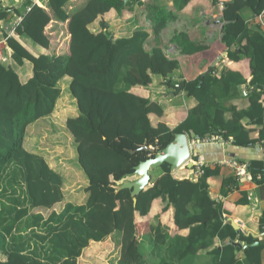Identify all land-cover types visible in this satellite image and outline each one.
<instances>
[{
  "label": "trees",
  "instance_id": "1",
  "mask_svg": "<svg viewBox=\"0 0 264 264\" xmlns=\"http://www.w3.org/2000/svg\"><path fill=\"white\" fill-rule=\"evenodd\" d=\"M70 1L0 0V264H79L90 244L110 239L118 251L115 264H196L204 252L211 264L257 263L264 246H251L256 240L238 234L225 220L222 203L210 196L214 171L206 165L190 179L195 166L171 173L162 164L150 171L160 175L150 176L136 203L130 191L117 187L149 158L141 147L162 150L176 134L194 133L199 140L219 135L248 148L254 142L246 126L253 125L264 147V35L238 17L242 5L260 14L264 0L227 2L217 40L224 52L218 57L248 60L250 78L227 66L217 77L219 63L211 73L210 66L183 79L177 88L168 78L180 70V59L207 53L210 44L175 31L174 54L162 33L184 16H194L189 10L198 0H168L170 8L157 0H84L68 10ZM139 10L147 13L142 22ZM126 13H134L137 23L115 37L107 18L123 20ZM14 17L10 33L3 25ZM53 20L67 25L65 53H50L45 30ZM153 77L167 79L176 91L183 84L194 102L174 127L163 122L168 110L160 95H152ZM244 84L249 105L237 110L230 102L242 95ZM59 107L73 108L74 114L64 120V132L56 133L50 121L58 120ZM49 127L55 132L51 137L71 142L74 157L67 169L53 168L47 156L25 145L31 132ZM124 127L132 145L116 147L114 138L122 137ZM247 169L264 183V159L247 162ZM82 180L80 191L70 189ZM221 186L226 194L239 183L229 176ZM237 237L247 245L242 261L231 243L213 246L215 239Z\"/></svg>",
  "mask_w": 264,
  "mask_h": 264
},
{
  "label": "crops",
  "instance_id": "2",
  "mask_svg": "<svg viewBox=\"0 0 264 264\" xmlns=\"http://www.w3.org/2000/svg\"><path fill=\"white\" fill-rule=\"evenodd\" d=\"M36 1L40 3L41 0ZM144 1L147 2L148 0ZM166 1L168 0H157V3H165ZM230 1L231 0H198L197 2H199V4L197 3V6L195 8L189 10V13L194 14V16H184L181 21L170 24L167 29L163 31L162 38L170 53L175 54V52L177 51V47L173 43V36L175 31H188L189 34L193 36L192 38L194 40L210 44V51L204 53L205 55H207L206 57H204L205 55L201 53L194 57H185L180 59V70L174 72V74L172 75L175 78H168V80L172 83L171 86L180 84L185 78H192L195 75H199L207 71V69L213 63V60L224 53L222 50H220V45L217 44V40L220 39L222 27L225 23L223 19V8H220V6L223 4L224 7V5L227 2L229 3ZM12 2L15 3V7L17 8L21 5L18 1ZM82 2H84V0H71L67 5V9H75ZM153 3L156 4L155 1H153ZM165 5L166 6L164 7L170 8L171 2L169 4L165 3ZM242 6L243 7H241L239 10L238 17L243 21V23L250 25L252 29L253 27H258L264 32V27H261L258 23L257 18L259 14L255 13L256 11H253L251 7H245L244 5ZM137 12L142 13V20L140 21H144L147 14H145L146 11L142 12L141 10H139ZM128 15L132 18H135L134 13H128L127 17ZM117 21L123 22L122 20ZM58 22L59 21L53 20L51 23ZM132 23H137L136 18L135 22L133 21ZM118 27L120 29H125L122 25H118ZM167 33L169 36L166 38L165 35ZM0 42H2L1 38ZM219 63V69L215 73L217 77L220 75L219 73L223 69V67L226 68L227 66L240 71L244 78H250V66L248 60L246 59H243L240 62H231L228 59H224L223 57ZM155 78L157 77H153V80ZM153 80L152 82H154ZM155 81L156 83H153V86H156L155 88L151 86L152 84L150 85V90L154 92L152 95L155 97L157 95H160L159 102L164 106L165 109L168 110L167 116L163 119V122H165V119L167 121L173 118L174 121L180 119L175 124H169V122H165L170 127H174L186 118L188 110L194 107V102L189 97H187L182 90L176 91L173 87L165 84L167 82V79L163 80L161 78H158V80ZM248 88L249 86L247 84L239 86V90L241 91V93ZM166 93L169 97H167ZM230 104L235 106L237 110L247 109L249 105L247 98H245L243 95L238 96V98L231 101ZM246 127L250 129V140L254 142V145L252 147L242 148L239 146H235L231 142L224 144L204 143L199 139H195L193 142H190L189 146L190 149L192 146V151L194 153H197L204 160L205 165L212 171H214V176L211 179V187L209 189V193L212 198L222 203L224 212L226 214L225 220L231 219L233 222L240 224L239 227L243 231V233L236 231L234 228L233 229L238 234H243L245 237H249L245 234L252 233L254 235H258L264 232L262 231V229L264 228V183H258L257 180L260 177H257L256 180H254L252 177L250 181L241 182L234 176L232 170L222 164V162H224L226 159H234L236 161L246 163L251 160L264 159V154L261 152V148L258 145V128L253 125ZM158 175L160 174L158 173ZM229 176H233L235 179H237L239 187L234 189L232 192H227L226 194H224L221 191V184L224 179ZM156 212L157 210H155L153 205L152 214H155ZM143 223L146 224V222ZM171 225L172 224H170V226ZM262 239L263 238H260L259 240ZM255 240V242L258 241V239ZM225 243H231V245L232 243H239L242 246V249L235 247L237 249L236 258L240 261L245 259V255L243 253L244 249L247 248L245 242L238 240V237L232 242L229 239L224 242L215 239L213 246L222 247ZM211 262L212 261L209 253L204 252L201 255H198V262L196 264H211ZM249 264H264V247L260 253L258 262Z\"/></svg>",
  "mask_w": 264,
  "mask_h": 264
},
{
  "label": "rangeland",
  "instance_id": "3",
  "mask_svg": "<svg viewBox=\"0 0 264 264\" xmlns=\"http://www.w3.org/2000/svg\"><path fill=\"white\" fill-rule=\"evenodd\" d=\"M9 4H12L15 6V3L10 2ZM110 17V18H109ZM107 19L109 21L108 25L110 30L114 33L119 34H124L125 31L126 32H130V26L133 24L132 22H135V18H132L131 16L127 14L125 15V17L123 18V22H118L117 20H119V17H115V20L112 21V16H109ZM15 17L14 19H12L10 21L11 24H4L3 27L9 31L11 28V25H13L12 23L15 22ZM118 25H122L124 31L118 32L119 31V27ZM11 33V30H10ZM46 35L48 36L49 40H50V53H55V54H61V53H65L67 52L68 49V34H67V25L66 24H62V23H51L48 25V27L45 30ZM169 35L168 33L165 35V37L167 38ZM112 37V36H111ZM116 37V35H115ZM118 37V36H117ZM3 41V39H1ZM1 57V54H0ZM219 64V63H218ZM217 64V65H218ZM216 67V66H215ZM210 69V68H209ZM208 69V70H209ZM214 69V68H213ZM212 69V71H213ZM211 71V72H212ZM210 72V73H211ZM207 73H209L207 71ZM173 78H175L174 76H171ZM170 77V78H171ZM159 77L155 78L152 82L156 83L155 80H158ZM169 78V79H170ZM154 88L156 87L155 85L153 86ZM167 89V88H166ZM167 92V91H166ZM59 114V115H58ZM74 114V110L73 108H58V112L55 113V118L58 120L55 121H50V124H54V126H56V133H58L59 131H63V124H64V120L73 115ZM57 115L59 117H57ZM152 119V121L154 122V117H150ZM180 120V119H179ZM179 120L174 121L173 119H169L168 121L165 119V122H169V124H175L177 123ZM59 128V129H58ZM37 132H34L30 135H28L29 137L26 138L25 140V145L27 148L43 154L44 156L48 157V161L49 164L53 167V168H57V167H61L62 170H64L65 168L67 169L69 167V165L73 162V151L71 148V142H69V138L67 139V137H62L63 140L59 141L57 139V137H51L55 132H53V128H37ZM122 132V137H115L114 138V146L116 147H125V146H131L132 143L127 141V138H125L124 134L127 132V128L124 127V129L120 130ZM51 132H53V134L51 135ZM57 136V135H54ZM63 136V135H62ZM198 139V138H197ZM195 140V139H194ZM191 140V141H194ZM189 141V143L191 142ZM191 162V161H190ZM158 171H154L152 175H158ZM151 173L150 176L152 177ZM135 180L134 177H129L126 181H133ZM85 182L82 180V182L78 183L75 186H72L70 189L72 190H77L80 188L84 187ZM120 185V184H118ZM61 208V206H59ZM155 210H157V207H155ZM116 257H118V251L117 249L114 247V244L112 242V240H106L100 244H90L88 249H86L84 251L83 256L80 258L79 260V264H115L116 261Z\"/></svg>",
  "mask_w": 264,
  "mask_h": 264
},
{
  "label": "water",
  "instance_id": "4",
  "mask_svg": "<svg viewBox=\"0 0 264 264\" xmlns=\"http://www.w3.org/2000/svg\"><path fill=\"white\" fill-rule=\"evenodd\" d=\"M127 1V0H125ZM253 30L258 32L261 35H264L262 29L258 27H253ZM110 40L113 37L109 38ZM222 57H218L213 64L211 65L208 72L210 73L212 69L221 61ZM183 90V84H181L179 91ZM197 139L194 133L189 135L187 134H176L172 142H170L162 150H154L150 146L144 145L139 150L144 151L149 154V158L140 161L137 166L134 167L133 174L130 177H134L133 181H126L117 187V191L128 190L133 199V202L136 203V197L145 189L150 183V171L155 170L162 166V164H167L169 166L170 172L174 173L177 169L182 166H187V168H192V162H190V146L189 141ZM130 154H135V150H128ZM192 179V175H190ZM227 220V219H226ZM230 222L232 228L236 231L243 233L240 229V224L233 222L231 219L227 220ZM246 236H251L252 238L258 239L257 242L253 243L252 246L264 245V232L258 235L252 233H246ZM263 238L262 240H259ZM236 248L242 249V246L239 243H232Z\"/></svg>",
  "mask_w": 264,
  "mask_h": 264
},
{
  "label": "built area",
  "instance_id": "5",
  "mask_svg": "<svg viewBox=\"0 0 264 264\" xmlns=\"http://www.w3.org/2000/svg\"><path fill=\"white\" fill-rule=\"evenodd\" d=\"M220 8H223V4L220 6ZM258 23L261 27H264V9L261 11V13L258 15ZM20 19L17 17V21ZM178 87L177 85L175 86ZM242 95H247V90L242 91ZM204 143H229L231 140L225 141L223 138L219 135L216 136H210L205 139H201ZM193 142V141H191ZM198 143V142H197ZM261 148V147H260ZM191 156L190 161L192 162V167L195 166V170H191L190 174L192 175V178L198 176L201 174V167L205 166L204 160L197 154L192 151L191 146ZM261 152L264 154V147L261 148ZM193 158V159H192ZM223 165L228 167L230 170H232L234 176L241 182L243 181H250L252 179V175L247 169V163H240L234 159H226L224 162H222Z\"/></svg>",
  "mask_w": 264,
  "mask_h": 264
}]
</instances>
